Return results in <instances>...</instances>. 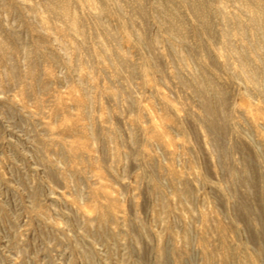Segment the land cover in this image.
Listing matches in <instances>:
<instances>
[{
  "label": "rangeland",
  "instance_id": "rangeland-1",
  "mask_svg": "<svg viewBox=\"0 0 264 264\" xmlns=\"http://www.w3.org/2000/svg\"><path fill=\"white\" fill-rule=\"evenodd\" d=\"M263 193L264 0H0V264H264Z\"/></svg>",
  "mask_w": 264,
  "mask_h": 264
},
{
  "label": "bare ground",
  "instance_id": "bare-ground-1",
  "mask_svg": "<svg viewBox=\"0 0 264 264\" xmlns=\"http://www.w3.org/2000/svg\"><path fill=\"white\" fill-rule=\"evenodd\" d=\"M200 12L203 13L202 8H201ZM256 77H257V75H256ZM256 84H260V81L256 80ZM227 99H226V97H223V99L220 100L219 106H218V108H216V112L213 113V115L209 121V125H210L209 132L212 134L214 144L219 149V152L223 148V146H222L223 141L222 140L224 139L223 137L226 135V129H227V125L225 126L220 121L222 118H219L220 117L219 115L224 114V112L226 110ZM217 116H219V117H217ZM236 147L240 148V146H236ZM236 147H235V149H236V151H238V148H236ZM242 147H245V146L243 145ZM246 150L247 149H245L244 151H246ZM244 151H243V153H244ZM243 157H244V155H242V158ZM253 158L254 157L252 156V154H249L248 156H247V153L245 154V161H244L243 169L247 170V172L246 171H245V173L239 172V174H240L239 181H240L241 185H244V184H247L248 182H251L253 184V188L256 192V196L259 199L262 195L261 189L257 186L255 179H253L249 174V170H250L249 167H250V164L253 163V161H254ZM242 160H244V159H242ZM241 171H242V169H241ZM255 171H256V169H255ZM246 173L249 174L248 177H245V175H247ZM237 211L240 213V216H242L245 219V222L247 223L248 226H251L250 222H249V220H251V219H253L259 223L261 230L257 236L252 235L251 230H249V231H250V235L254 241H261L262 244H264V206H263V204L259 205L258 208H256V207L253 208L250 205H248L246 203V201L241 197V199L239 200V202L237 204ZM245 216L250 217L248 221L246 220Z\"/></svg>",
  "mask_w": 264,
  "mask_h": 264
}]
</instances>
